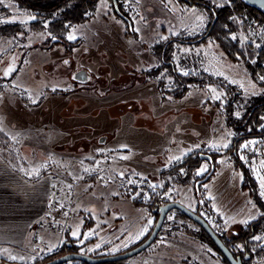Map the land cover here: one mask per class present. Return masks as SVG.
I'll return each instance as SVG.
<instances>
[{"label":"rangeland","instance_id":"rangeland-1","mask_svg":"<svg viewBox=\"0 0 264 264\" xmlns=\"http://www.w3.org/2000/svg\"><path fill=\"white\" fill-rule=\"evenodd\" d=\"M120 2L127 21L117 14V3L100 0L89 21L70 28L69 45L50 48L45 45L49 34L29 27L36 19L32 12L13 1H0L6 9L4 21L23 28L14 39L0 40V129L11 143L0 147V157L20 170L22 182L12 187L14 194L27 197L32 186L42 182L46 200L24 244L16 238L6 242L0 247V261L36 264L67 242L94 257L126 252L155 227V201L182 203L230 240L263 214L242 188L243 173L233 155L238 153L241 163L250 167L264 200L259 180L264 176V140H246L236 149L235 134L226 124V91L209 82L194 83L183 98L164 93L163 101L157 81L144 73L163 67L153 47L173 41L172 61L180 75L225 80L242 94L241 103L264 95V83L252 78L243 59H230L216 40L206 37L210 18L201 7L179 0ZM241 23V31L231 38L264 49V23L249 14ZM9 67L14 71L5 76ZM166 80L171 87L172 77ZM260 80L264 82L263 74ZM242 114L236 111L237 117ZM249 142L254 143L244 148ZM189 155L199 156L191 176L177 169ZM205 165L207 171L197 176ZM215 165L214 176L206 182ZM171 171L188 180L165 187V181L172 182ZM53 186H60L58 195ZM55 197L70 201L71 213L48 226ZM232 248L239 250L241 244ZM193 262L225 264L200 237L199 228L173 210L155 242L121 264ZM254 264H264V258Z\"/></svg>","mask_w":264,"mask_h":264},{"label":"trees","instance_id":"trees-1","mask_svg":"<svg viewBox=\"0 0 264 264\" xmlns=\"http://www.w3.org/2000/svg\"><path fill=\"white\" fill-rule=\"evenodd\" d=\"M1 1V0H0ZM17 3L20 7L25 8L32 12L36 19L29 24L32 30L46 31L49 34V38L45 41V45L50 48L56 47L60 44L69 45L68 34L70 28L76 25L83 24L89 21L92 17L97 3L100 0H9ZM117 3V14L127 21L126 12L120 0H111ZM186 5H196L208 14L210 18L209 26L206 31V37H212L222 47L224 52L234 61L243 59L247 69L250 71L252 78L263 85V81L260 80L261 74L264 75L263 61H264V49H256L248 44H241L240 42L231 38L232 33L241 31V20L244 14H249L254 20L264 23V13L258 9L247 5L242 0H230V4L217 3L214 0H179ZM6 12V9L0 7V40L14 39L18 36L23 28L18 23L5 22L2 14ZM55 37V39H53ZM200 39H205L201 36ZM78 44V42H76ZM185 43V42H184ZM173 41H166L156 44L153 47V53L161 63L162 68L151 69L144 73L148 76L149 80H156L158 88L162 94L163 101L166 100L164 93L172 95L173 99L179 100L188 94L190 85L194 83H212L222 87L228 96L224 106L226 124L230 127L235 134V147L238 148L239 144L250 139L264 140V95L255 96L247 99L244 102H240L242 94L237 90L235 86L228 84L225 80L213 79L207 74H200L197 76L192 75H180L176 72V65L172 61ZM167 76L172 77V86L167 84ZM243 100V99H242ZM243 110V114L240 117L236 116V111ZM10 138L0 129V147H9ZM235 157V164L241 169L243 173L242 188L249 191L250 196L254 199L256 205L263 212L262 216L250 223L243 229L240 236L235 239H227L225 236L219 235L224 244L230 249L235 257L240 256L242 258V264H254L255 259L264 258V200L259 195V187L252 174L250 167L241 163L238 157V153L233 155ZM199 160V156L189 155L185 158L181 166L177 167L178 170L184 169L187 171V176H191V172L196 169L197 166L192 164ZM215 161V159L213 158ZM211 160V161H213ZM214 165V164H213ZM217 169V165L213 167L208 174L206 182H209L214 176ZM171 181H165V187H170L175 183H186L188 179L183 178V175L178 171H171ZM164 175H167L164 174ZM162 204L155 201L154 208H158ZM153 212V211H152ZM177 214L196 225L200 230V237L204 241L209 243L222 257L225 264H230L222 255L220 250L213 243L209 235L195 222L191 221L186 215L177 210ZM151 234V233H150ZM149 234V236H150ZM148 236V237H149ZM261 237L260 240H254L255 237ZM147 237V238H148ZM146 238V239H147ZM145 241V240H144ZM241 244L239 250L232 248V244ZM81 253L79 247L74 242L65 243L62 249L58 252L48 255L45 259L36 264H42L54 260L55 258L66 253ZM86 254V253H83ZM249 255L250 258L245 260L244 257ZM99 257V256H96ZM1 263L7 261H0ZM122 261L108 262L102 264H121ZM62 264H89L84 261H72ZM193 264H200L199 262H193Z\"/></svg>","mask_w":264,"mask_h":264},{"label":"crops","instance_id":"crops-1","mask_svg":"<svg viewBox=\"0 0 264 264\" xmlns=\"http://www.w3.org/2000/svg\"><path fill=\"white\" fill-rule=\"evenodd\" d=\"M11 165L0 157V247L6 246V242L14 238L22 240L24 244L30 224L41 214L46 201L42 182L32 186L33 190L28 191L32 194L27 197L13 193L12 187L16 189L22 179L18 177V167Z\"/></svg>","mask_w":264,"mask_h":264},{"label":"water","instance_id":"water-1","mask_svg":"<svg viewBox=\"0 0 264 264\" xmlns=\"http://www.w3.org/2000/svg\"><path fill=\"white\" fill-rule=\"evenodd\" d=\"M242 1L245 2L247 5L254 7L258 9L259 11H261L262 13H264V0H242ZM201 157L206 160H211V157L208 155H201ZM173 210H178L182 212L191 221L198 224L209 235L213 243L216 245V247L220 250L222 255L225 257V259L230 264H242V258L240 256L235 257L233 255V253L224 244V242L219 237V235L216 233V231L210 226V224L202 216H200L199 214L195 213L194 211L190 210L188 207H186L185 205L177 201L168 202L153 210L154 214L158 213V219H157L155 227L153 228L150 236L144 242L134 247L133 249H130L126 252L116 254V255L99 256V257H94V256L83 254V253L72 252V253H66L64 255H61L55 258L54 260H51L49 262L42 263V264H62V263L72 262V261H84L89 264H102V263H108V262L123 261L128 258H131L145 251L148 247H150L155 242V240L158 238V235L162 229L163 224L166 221L168 214ZM249 258H250L249 255H246L244 257L245 260H248ZM1 264H22V263L4 262Z\"/></svg>","mask_w":264,"mask_h":264},{"label":"built area","instance_id":"built-area-1","mask_svg":"<svg viewBox=\"0 0 264 264\" xmlns=\"http://www.w3.org/2000/svg\"><path fill=\"white\" fill-rule=\"evenodd\" d=\"M57 178L56 176L52 177V180L55 181ZM60 186H53V190L58 195ZM71 204L70 201L58 199L57 197L53 198L50 202V211L46 221L48 226H53L61 223L69 214L71 213ZM205 219V218H204ZM206 220V219H205ZM42 226V225H41ZM43 226H46L43 224ZM37 238V236H36Z\"/></svg>","mask_w":264,"mask_h":264},{"label":"snow or ice","instance_id":"snow-or-ice-1","mask_svg":"<svg viewBox=\"0 0 264 264\" xmlns=\"http://www.w3.org/2000/svg\"><path fill=\"white\" fill-rule=\"evenodd\" d=\"M33 18H34V17H33ZM233 38H235V37H233ZM53 39H55V37H53ZM69 39H75V36H74V35H70V36H69ZM65 63H67V62H65ZM13 71H14V69H13L12 67H9V68L7 69V71H5L4 75H5V76H8V75L11 74ZM183 74H184V75H188L189 73L185 72V73H183ZM212 91L215 92L216 90H215V89H212ZM220 98H221V97H220L219 94H217V95L215 96V99H217V100H219ZM252 143H254V142H249V144H245L243 147L247 149V148L250 147V144H252ZM212 147L215 148L216 145H212ZM223 147H224V148H228L229 145H228V144H224ZM217 150H219V148H217ZM122 158H126V157H122ZM175 159L179 160V159H181V158H180V157H177V158H175ZM206 171H207V166L205 165V166H203V167H202V168L196 173V175L199 176V175L203 174V173L206 172ZM121 175H123V174L121 173ZM259 180H260V187H261V190H262V194H264V176L259 177ZM129 183H133V182H132V181H129ZM149 187L155 188L156 186H155V185H149ZM205 187H206V186H205ZM148 223L151 224V221L149 220ZM146 230H147V229H144V231H146ZM140 234H142V233H140ZM73 235H75V233H73ZM255 239L260 240L261 237L257 236V237H255ZM97 247H99V245H97Z\"/></svg>","mask_w":264,"mask_h":264},{"label":"flooded vegetation","instance_id":"flooded-vegetation-1","mask_svg":"<svg viewBox=\"0 0 264 264\" xmlns=\"http://www.w3.org/2000/svg\"><path fill=\"white\" fill-rule=\"evenodd\" d=\"M157 214V213H156Z\"/></svg>","mask_w":264,"mask_h":264}]
</instances>
